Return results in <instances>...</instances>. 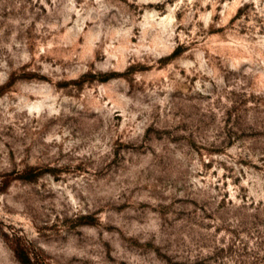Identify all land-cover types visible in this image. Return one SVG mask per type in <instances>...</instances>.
Masks as SVG:
<instances>
[{
  "label": "rangeland",
  "instance_id": "374dc122",
  "mask_svg": "<svg viewBox=\"0 0 264 264\" xmlns=\"http://www.w3.org/2000/svg\"><path fill=\"white\" fill-rule=\"evenodd\" d=\"M0 264H264V0H0Z\"/></svg>",
  "mask_w": 264,
  "mask_h": 264
},
{
  "label": "bare ground",
  "instance_id": "6f19581e",
  "mask_svg": "<svg viewBox=\"0 0 264 264\" xmlns=\"http://www.w3.org/2000/svg\"><path fill=\"white\" fill-rule=\"evenodd\" d=\"M168 18V17H167ZM118 53V52H117ZM119 54V53H118ZM116 55V54H115ZM116 56H118V55H116ZM120 60V59H119ZM37 104V103H36ZM40 104V103H39ZM32 107V106H31ZM33 108H34V106H33Z\"/></svg>",
  "mask_w": 264,
  "mask_h": 264
}]
</instances>
